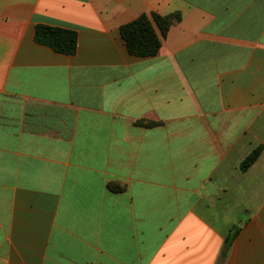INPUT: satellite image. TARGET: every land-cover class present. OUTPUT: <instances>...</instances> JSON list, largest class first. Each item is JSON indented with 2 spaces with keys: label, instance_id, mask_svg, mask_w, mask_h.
I'll use <instances>...</instances> for the list:
<instances>
[{
  "label": "crops",
  "instance_id": "1",
  "mask_svg": "<svg viewBox=\"0 0 264 264\" xmlns=\"http://www.w3.org/2000/svg\"><path fill=\"white\" fill-rule=\"evenodd\" d=\"M154 12L181 20L134 57ZM220 263L264 264V0H0V264Z\"/></svg>",
  "mask_w": 264,
  "mask_h": 264
},
{
  "label": "trees",
  "instance_id": "2",
  "mask_svg": "<svg viewBox=\"0 0 264 264\" xmlns=\"http://www.w3.org/2000/svg\"><path fill=\"white\" fill-rule=\"evenodd\" d=\"M181 20L180 13L168 16H161L158 13L142 14L132 22L123 25L120 33L130 55L137 58L156 57L162 47V40L175 22ZM34 40L37 44L47 47L56 53L65 56H74L78 49V34L76 31L38 25L35 28ZM139 125L154 126V123L140 121ZM263 148L255 149L241 164V170L247 171L259 158ZM109 190L113 193H120L124 188L110 185ZM240 226L234 225L228 234L221 252V262H223L228 252L240 233ZM221 264V263H220Z\"/></svg>",
  "mask_w": 264,
  "mask_h": 264
}]
</instances>
